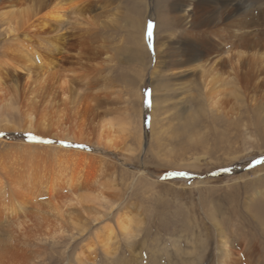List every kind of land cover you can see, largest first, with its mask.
Masks as SVG:
<instances>
[{"label": "rangeland", "instance_id": "374dc122", "mask_svg": "<svg viewBox=\"0 0 264 264\" xmlns=\"http://www.w3.org/2000/svg\"><path fill=\"white\" fill-rule=\"evenodd\" d=\"M175 3L0 0V57L9 61L2 65L4 86L13 92L11 106L0 109V154L10 142L38 143L42 136L43 143L92 153L96 161L87 170L104 184L103 199L84 198L69 208L61 233L20 240L37 249L28 264H117L125 256H133V264H264V32L259 23L251 26L263 44L261 53L242 48L236 81L216 101L220 89L197 80L206 69L208 81L213 61L201 70L191 64L182 73L172 70L181 59L179 37L189 27L186 18H175L183 15ZM242 3L241 22L260 6L253 0ZM59 8L61 20L50 14ZM9 14L20 22L17 38L5 29L2 18ZM24 41L30 52L24 51ZM50 42L62 50L51 52ZM164 42L172 52L157 54ZM35 50L74 76L75 107H67L64 122L71 135L64 139L52 126L49 132L39 130L43 135L25 130L28 101L41 111L56 99L50 100L51 89L34 96L43 85L51 88L41 82L37 68L26 80L33 60L39 63ZM104 118L114 121L107 132L111 147L98 140ZM76 122L84 127L83 141L72 136ZM6 125L12 128L3 129ZM127 220L134 235L120 229L119 222ZM109 227L120 246L115 259L99 245L97 257L90 255L86 244L96 245V231ZM6 233L0 224L2 240Z\"/></svg>", "mask_w": 264, "mask_h": 264}, {"label": "bare ground", "instance_id": "6f19581e", "mask_svg": "<svg viewBox=\"0 0 264 264\" xmlns=\"http://www.w3.org/2000/svg\"><path fill=\"white\" fill-rule=\"evenodd\" d=\"M253 1L254 4H259L260 6H254L250 9L248 12L250 17L248 18L246 13V21L241 22L237 18L238 12H241L239 11L241 10L240 6L244 4L242 0H176L175 10L178 12L182 11L183 15L177 14L175 18L178 20L186 18V26L189 27H187V32L184 31V34L186 33L185 37L183 34L179 37L183 49L181 48L179 53H177L181 56V59L172 67V70L174 69L173 72L182 73L183 68H186V70L191 68L187 66L188 64L201 70L213 61L209 74H207L209 76L208 81L206 82L205 80L206 69L202 70L204 73H200L202 79L197 80H200L205 88L210 84L211 88L214 87L213 90H216V88L220 89L217 91L218 95H216V98H218L216 101H219V96L224 95L228 91L225 86L227 87L230 83L234 84L236 81L238 56L241 52H244L242 48L254 50L252 54L257 55L259 54L258 50L260 52L263 47L261 40L252 34L253 31L251 32V29L253 28L251 26L255 27V24L259 23L260 26L257 24V27L259 26L261 31L264 32V0ZM62 11L59 8L58 13L53 10L50 14L54 18L60 19L64 15L63 13L60 15L59 12ZM2 19L6 23L5 29L8 33L15 35V38H17L21 28L20 22L15 21L12 14L4 15ZM23 39L27 40V37H23ZM166 43L159 45V48L157 46V54L161 51L167 54L172 52L171 47L167 46ZM24 44H26L23 45L24 51L30 52L31 49L25 41ZM46 45L51 47V52L62 50V46L56 42H50ZM36 50L32 53V56L35 55V59L39 63H36L37 61L34 62V60L33 63L31 62L33 69L32 67L27 68L28 77L26 80L28 79L29 81V78L35 75L33 72L37 71V74L41 77V82L45 81L47 85H51V88L44 89V85L43 87L40 86L42 87L41 90L35 92L34 96H36V93H42L43 90L51 89L48 91L50 100H53V97L56 99L54 102L47 103L45 109L41 111L37 110L36 103L29 100L25 109V117H23L26 120L25 130L43 135L45 131L49 132L52 126L57 129L59 138L64 139L69 134L71 135L70 128H68L70 126L64 125V122L66 120L65 112L67 107L70 105V107H75L73 106L75 105L74 98H72L76 90L73 87L74 76L72 77L71 75L72 71L62 68L63 65L60 64L61 68L57 66V63H55L56 59L54 61L50 59V61H46L45 57L42 58L44 55L34 54L37 52ZM20 53L22 54V52ZM23 53V57H26L28 61L33 59L30 54ZM257 58L259 59V57ZM6 59L4 56L2 59L0 57V109L5 106H11L13 99V92L7 86H4L7 83V77H5L6 79L4 78L5 65L3 64H9ZM36 68L37 70H34ZM19 69L23 70V67L21 66ZM14 70H17V68ZM15 91L17 90L15 89ZM77 108L79 109V107ZM50 112L54 114L53 119H50ZM51 121H53L52 125H50ZM113 122L110 118L103 119L98 136L100 144L112 146L113 140L107 132L113 130ZM10 127L12 128V126L6 125L3 129ZM13 127V129H18L15 126ZM72 127H74V129L71 128L73 130L71 131L72 136L83 141L82 130L84 127L78 122ZM122 128L124 129V127ZM37 137L38 143L36 141L23 143L24 139L10 142L9 147L5 148L3 153L0 154V224L7 227L9 235H7L8 238L6 237L7 240L0 238V264H28L31 259L36 257L37 249H34L29 243L20 241L21 239L33 236H46V234L48 236L55 235L56 232L61 230L65 217L70 211L69 208L76 204H81L84 198L103 199L101 197L103 195L102 192H104V184L99 182L101 180L98 179L99 175L94 176V171L87 170L90 169L89 167L92 169L96 161L92 153L46 144L40 141L45 139L44 137ZM57 144L62 145V141ZM132 223L131 220L119 222L120 229L124 235H134ZM105 231V233L96 231V238L99 241L96 245L88 242L86 246L88 251H90V255L94 253L95 257H97L96 247L99 245L104 249L107 258L112 257L115 259L114 257H116L120 247L116 241H113L114 238H117L116 234L112 227L105 229ZM101 233L104 234L101 236ZM118 258H120V261L118 263L117 260V264H133L137 262H134L133 256L128 257V259H126V256ZM93 261H95V258Z\"/></svg>", "mask_w": 264, "mask_h": 264}, {"label": "snow or ice", "instance_id": "6c2138e0", "mask_svg": "<svg viewBox=\"0 0 264 264\" xmlns=\"http://www.w3.org/2000/svg\"><path fill=\"white\" fill-rule=\"evenodd\" d=\"M151 33H152V25L149 24L148 25V34H149V37H151ZM148 97H149V102H150V92L148 93ZM31 139L35 140L36 137L35 136H32Z\"/></svg>", "mask_w": 264, "mask_h": 264}, {"label": "water", "instance_id": "95a60500", "mask_svg": "<svg viewBox=\"0 0 264 264\" xmlns=\"http://www.w3.org/2000/svg\"><path fill=\"white\" fill-rule=\"evenodd\" d=\"M262 160H263V159L261 158V159H259V161H258V162H263L264 160H263V161H262ZM237 173H238V171H237Z\"/></svg>", "mask_w": 264, "mask_h": 264}]
</instances>
